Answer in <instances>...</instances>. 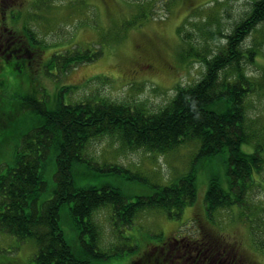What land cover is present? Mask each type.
Listing matches in <instances>:
<instances>
[{"label": "rangeland", "instance_id": "374dc122", "mask_svg": "<svg viewBox=\"0 0 264 264\" xmlns=\"http://www.w3.org/2000/svg\"><path fill=\"white\" fill-rule=\"evenodd\" d=\"M252 1L0 0V24L7 25L13 39L28 48L24 54L17 52L19 58L10 59L5 77L0 75V164L14 165L24 134L37 120L24 109L25 96L35 93L49 104L58 99L67 104L106 100L145 113L157 112L170 103L179 84L192 85L203 77L204 56L211 58L225 49V34L250 11ZM253 45L259 46L258 54L252 61H241L257 84L245 99L250 142L242 149L258 151L264 158V22L242 46L246 50ZM97 51L101 54L93 60L67 70L61 64L50 65L57 53L70 56ZM221 74L234 78L236 72L228 68ZM199 148L200 140L191 139L166 152L134 149L119 134L108 133L88 141L84 149L88 160L75 165L74 178L80 186L116 187L128 200H135L187 174ZM109 164L122 165L138 177L100 169ZM226 171L227 153L198 161L197 199L176 216L170 217L163 208H147L125 225L116 219L111 205L95 210L98 245L109 257L92 264H141L149 248L157 253L156 246L168 239L199 240L201 232H211L213 244L234 246L239 257L243 254L254 264H264V249L255 243V234L264 239V162L249 181L244 206L220 208L210 217L206 192L212 177L228 188ZM54 172L50 156L39 207L53 195ZM61 227L72 250L80 255V232L67 205L61 208ZM181 244L170 243L171 254L167 259L162 255L167 264L175 258L180 261L177 264L193 258L190 248L185 247V252ZM37 252L34 238L21 240L0 229V264H35Z\"/></svg>", "mask_w": 264, "mask_h": 264}, {"label": "trees", "instance_id": "16d2710c", "mask_svg": "<svg viewBox=\"0 0 264 264\" xmlns=\"http://www.w3.org/2000/svg\"><path fill=\"white\" fill-rule=\"evenodd\" d=\"M261 22H264V0H253L250 11L225 34V49L211 58L204 56L203 77L192 85L179 84L170 103L157 112L145 113L106 100L67 104L58 99L49 104L35 93L25 96L24 109L37 120L24 134L14 165L0 164V229L21 240L30 237L36 240L35 264H92L95 259L109 257L98 245L100 230L93 219L95 210L111 205L116 219L125 225L133 223L138 212L147 208H163L170 217L179 215L197 199V162L226 153L228 188L223 187L218 177L211 178L205 195L208 215L211 217L214 211L233 205L243 207L249 181L262 170L264 158L258 151L242 149L244 143L250 142L245 99L257 84L246 74L241 61L243 58L252 61L259 52L258 45L246 50L242 45ZM100 54L101 51L70 56L57 53L50 65L61 64L67 70ZM228 68L236 72L234 78L222 76L221 72ZM108 133L119 134L134 149L166 152L191 139H199L200 148L187 174L160 186L152 195L128 200L116 187L80 186L74 178L75 165L88 160L84 156L88 141ZM50 156L55 162V186L52 197L39 207L38 200L47 187L44 175ZM100 169L138 177L119 164ZM64 205L80 232V255L72 250L61 227ZM202 234L199 240L204 248L218 246V251L226 248L237 253L234 246L213 244L211 232ZM199 240L183 238L180 242L202 246ZM255 243L264 249V239L256 234ZM159 245L156 247L160 252H152L150 248L144 251L140 263L167 264L164 260L172 250L169 252L167 243ZM178 262L172 259L173 264Z\"/></svg>", "mask_w": 264, "mask_h": 264}, {"label": "flooded vegetation", "instance_id": "af4514ba", "mask_svg": "<svg viewBox=\"0 0 264 264\" xmlns=\"http://www.w3.org/2000/svg\"><path fill=\"white\" fill-rule=\"evenodd\" d=\"M13 34H11L10 30L8 29L7 25H1L0 24V75L4 76V70L7 66V63L10 61L11 58L16 57L19 58L17 55V52H20L21 54L26 53V50L28 51V48L25 47L24 43L17 42V38L13 39ZM20 38V37H19ZM16 43H18V46L16 47ZM2 50V51H1ZM6 54H5V53ZM180 239L173 238L172 240L169 239L167 242V246L170 245H179ZM202 246L199 245V243H193V244H183L184 247H189L188 249L190 252H192V259L189 261H185L184 264H254L250 260H247L243 257H239L234 251L230 252L227 251L225 248L222 251H218L216 247H208L204 248L203 244ZM186 249L185 252L188 251Z\"/></svg>", "mask_w": 264, "mask_h": 264}]
</instances>
